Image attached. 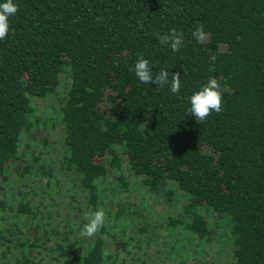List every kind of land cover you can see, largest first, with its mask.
<instances>
[{
    "label": "trees",
    "instance_id": "trees-1",
    "mask_svg": "<svg viewBox=\"0 0 264 264\" xmlns=\"http://www.w3.org/2000/svg\"><path fill=\"white\" fill-rule=\"evenodd\" d=\"M13 2L0 40V264H33L36 248L65 264H147L155 202L165 217L155 224L171 235L154 231L168 246L159 264H217L215 254L264 264V0ZM173 28L184 34L178 52L158 39ZM141 56L169 84H142ZM211 77L222 110L197 122L189 98ZM61 173L69 201L54 221ZM100 208L104 227L82 236L85 213ZM210 244L211 257L199 248Z\"/></svg>",
    "mask_w": 264,
    "mask_h": 264
},
{
    "label": "clouds",
    "instance_id": "clouds-1",
    "mask_svg": "<svg viewBox=\"0 0 264 264\" xmlns=\"http://www.w3.org/2000/svg\"><path fill=\"white\" fill-rule=\"evenodd\" d=\"M17 11L18 6L13 0L0 3V40H4L7 37L10 27L9 17L17 13ZM192 35L198 42H202L205 38L203 25L198 24ZM158 39L160 44L170 46L173 52L180 51V48L184 45L183 32H177L175 28L164 35L158 34ZM215 60L216 56L212 55L211 61L214 63ZM134 71L142 84L153 83L160 88L169 84V73L163 69L159 72H153L149 61L142 56L135 63ZM180 79L181 76L178 72L172 74L170 90L173 94L180 90ZM189 102L188 112L191 116L197 122L206 121L213 112L219 113L222 110L223 90L221 84L216 78H209L207 83L189 98ZM105 215L103 208L87 211L85 216L88 219V223L83 226L80 234L84 237H92L98 233L104 227Z\"/></svg>",
    "mask_w": 264,
    "mask_h": 264
},
{
    "label": "rangeland",
    "instance_id": "rangeland-1",
    "mask_svg": "<svg viewBox=\"0 0 264 264\" xmlns=\"http://www.w3.org/2000/svg\"><path fill=\"white\" fill-rule=\"evenodd\" d=\"M59 97V96H58ZM55 104V105H54ZM42 105H44V106H46V107H49L48 106V104H42ZM58 102L57 101H55L54 103H53V107L55 108L54 110H57L58 109ZM46 114H47V112H45ZM50 115V114H49ZM40 131H42V129H39ZM57 134V133H56ZM53 148V149H52ZM48 152H50V153H52L51 154V157H53V158H55V159H59L60 160V154H61V149L57 146V145H55L54 147H49V150H48ZM67 176L69 175L68 173L66 174ZM59 178L62 180L60 183H58V186H57V188L59 189V190H62V192H63V196H62V198L60 199V201L57 203V207L55 206V208H56V210H57V215L53 212V211H51L50 209H48V210H50V212H51V215L52 216H54L55 218H54V221L55 220H60V219H65V208L67 207V204H68V201H69V195L65 192V190L67 189V188H69V187H67V186H65V176L63 175V173H61L60 175H59ZM133 187V186H132ZM137 190V191H136ZM136 190L135 191H133L131 194H130V196L128 197V199H129V201H131V200H134L135 199V201H136V198H135V196H138L139 198H140V195L142 194L141 192H140V190H141V188H140V186H138L137 188H136ZM136 202H138V200L136 201ZM32 204L33 205H37V204H42V205H46L47 206V202H46V200L45 199H41L40 197H38V196H33V199H32ZM147 204V203H146ZM180 202H177L176 204H175V208H180ZM147 205H149V204H147ZM152 205L154 206V208H152L153 210H151V209H149V210H147L146 211V213L149 215V217H151V220H150V224H151V226H153V227H155V229H157L156 230V232H160L161 231V239H162V237L164 236H166V234H168L169 236H171L170 235V233H166V232H164V231H162L163 230V227L162 226H159V227H157L156 226V224H159V222H157L156 220L157 219H159L161 222L163 221V223H164V216H160V205H159V203L158 204H156V202L153 204L152 203ZM157 205V206H156ZM150 207V206H149ZM171 208H172V206H170ZM41 210H43V206H40L39 207ZM151 208V207H150ZM148 209V208H147ZM153 214L155 215V216H153ZM163 214H165V213H163ZM155 222H156V224H155ZM151 226H150V228H151ZM20 228H21V230H22V232H23V234L24 233H28L27 232V226H24V225H20ZM155 229H150L152 232H153V234H154V238H156L157 239V241L155 242V243H153L151 246H150V248L148 249V255H146V257L148 258V262H147V264H159V259H158V256L157 255H159V254H157V253H155L156 251H163V250H167L168 249V246L167 245H164V244H162L161 243V239L159 238L160 236L158 235V234H156V232H154L155 231ZM214 233V232H213ZM32 238V235H30V239ZM139 240H140V238H138ZM137 239V240H138ZM142 240H143V238H141ZM169 239V238H168ZM53 242V238H52V240H51V243ZM50 244V243H49ZM190 245V244H189ZM194 245V244H193ZM199 248H202V251H204V253L205 254H208L210 257L212 256V255H214V252H215V250H214V248L212 247V245L210 244V245H207V247H199ZM129 249L131 250V254H130V256L131 257H128V258H132L133 256H134V251H135V249L133 248V247H129ZM185 250L187 251V252H189V253H191L192 251H191V249L189 248V246L187 247V248H185ZM201 251V252H202ZM198 252V251H197ZM155 253V254H154ZM162 253V252H161ZM224 255V254H223ZM141 256V254L139 253V257ZM142 256H145V253H143V255ZM142 256L140 257V258H142ZM162 256L163 257H165V255L164 254H162ZM215 258L214 257H212V259L217 263V264H225V260H224V263H223V260L221 261L219 258H221L222 256L221 255H218V254H215ZM54 257H55V255H53L52 253H50V252H48V251H45V250H42L41 248H36V249H34L33 251H32V254H31V258H32V261L34 262L33 264H65L61 259H59L58 261H56L55 259H54ZM198 257V254L196 255V258ZM170 259V258H169ZM169 259H167V263L168 264H192V262L190 261V259H189V261L188 262H186V261H184V262H176V261H172L171 259L169 260ZM173 259H179L178 257H173ZM128 260V259H127ZM227 263H228V259H227Z\"/></svg>",
    "mask_w": 264,
    "mask_h": 264
}]
</instances>
